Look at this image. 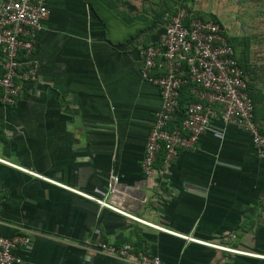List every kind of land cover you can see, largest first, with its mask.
I'll use <instances>...</instances> for the list:
<instances>
[{
  "label": "crops",
  "instance_id": "crops-1",
  "mask_svg": "<svg viewBox=\"0 0 264 264\" xmlns=\"http://www.w3.org/2000/svg\"><path fill=\"white\" fill-rule=\"evenodd\" d=\"M175 1L48 0L33 50L38 80L13 105H0V159L67 188L0 162V238L30 237L17 251L21 264H122L98 253L99 243H127L161 264H264L159 232L74 192L169 231L264 256V157L241 128L215 119L195 149L165 167L159 154L155 172L143 174L161 99L140 77L139 48L160 44ZM188 6L222 25L202 3ZM259 48L247 49L244 63L264 135Z\"/></svg>",
  "mask_w": 264,
  "mask_h": 264
},
{
  "label": "built area",
  "instance_id": "built-area-1",
  "mask_svg": "<svg viewBox=\"0 0 264 264\" xmlns=\"http://www.w3.org/2000/svg\"><path fill=\"white\" fill-rule=\"evenodd\" d=\"M47 2L48 0H0V105H13L22 87L38 80L40 63L33 50L36 32L48 15ZM139 57L140 77L158 88L161 99L160 109L155 114L154 124L144 146L141 162L144 175L150 176L155 172L159 154H162V166L165 167L178 157L180 151L195 149L199 137L215 119L245 131L258 156L264 157V135L254 121V104L248 95L247 80L221 25L193 17L186 8H179L167 23L160 44L140 47ZM188 83L193 85L191 93L195 102L185 108L179 120V93ZM173 122L179 124L169 129ZM0 162L43 178L2 159ZM117 182L118 179L114 177L108 184L110 192ZM74 192L100 207L186 242L264 259L261 255L169 231L129 215L105 200ZM30 241L29 236L22 235L0 238V264H21L22 259L17 251L28 248ZM97 252L115 257L122 264H161L159 258L146 252L136 254L127 243L120 246L99 243Z\"/></svg>",
  "mask_w": 264,
  "mask_h": 264
},
{
  "label": "rangeland",
  "instance_id": "rangeland-1",
  "mask_svg": "<svg viewBox=\"0 0 264 264\" xmlns=\"http://www.w3.org/2000/svg\"><path fill=\"white\" fill-rule=\"evenodd\" d=\"M193 1L202 3L203 9L212 10L218 14L226 35L237 39V51L243 53L246 47L244 44L247 45V49L250 47L264 48V0ZM260 57L264 58V54Z\"/></svg>",
  "mask_w": 264,
  "mask_h": 264
},
{
  "label": "trees",
  "instance_id": "trees-1",
  "mask_svg": "<svg viewBox=\"0 0 264 264\" xmlns=\"http://www.w3.org/2000/svg\"><path fill=\"white\" fill-rule=\"evenodd\" d=\"M193 0H176L175 1V7H174V12L172 14V16L176 13V11L179 9V8H186L187 11L189 13L192 14V11H191V8L188 6L189 3H192ZM193 17H196V18H199L201 20H204V21H213L214 23H218L219 25H221L218 21V19L216 18V16L210 14V13H196V14H192ZM171 18V17H170ZM169 18V20H170ZM168 20V22H169ZM167 22V23H168ZM227 40H228V43L231 45V47L234 49L235 51V54L240 52V51H237V47L238 44H237V39H233L232 37H229L227 36ZM246 47L244 49V52H240L238 53L239 54V57L237 56V62H238V65L239 67L242 69L243 73H244V76H245V73L248 71V67L246 66V64L244 63V55H245V52L247 51V45L244 44ZM240 48V46H239ZM245 64V65H244ZM246 85H247V91H248V95L249 97L252 99V102L254 104V110H253V116H254V121L256 122V118H255V114H256V95L257 93H254L252 92V90H250L252 88V86L254 85H251L248 80L246 82ZM193 88V85L188 83L187 85H184L179 93V115H178V118L179 120L181 119L182 117V113L184 112L185 108L190 105L191 103L195 102V99L193 98V95L191 93V90ZM179 123L176 122L174 123V126L178 125ZM174 126H171L169 127L172 128ZM261 131V129H260ZM262 133V131H261ZM263 134V133H262ZM162 155V154H161ZM137 254V253H136Z\"/></svg>",
  "mask_w": 264,
  "mask_h": 264
}]
</instances>
